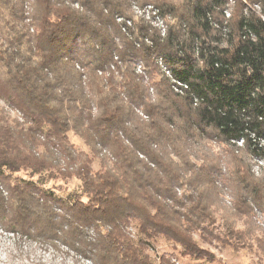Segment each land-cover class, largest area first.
Listing matches in <instances>:
<instances>
[{
  "label": "trees",
  "instance_id": "obj_1",
  "mask_svg": "<svg viewBox=\"0 0 264 264\" xmlns=\"http://www.w3.org/2000/svg\"><path fill=\"white\" fill-rule=\"evenodd\" d=\"M149 3L164 37L133 12ZM24 7L0 0V98L21 117L0 111V227L93 264L210 263L212 245L264 264V233L248 224L264 214V172L251 171L264 162V0Z\"/></svg>",
  "mask_w": 264,
  "mask_h": 264
},
{
  "label": "rangeland",
  "instance_id": "obj_2",
  "mask_svg": "<svg viewBox=\"0 0 264 264\" xmlns=\"http://www.w3.org/2000/svg\"><path fill=\"white\" fill-rule=\"evenodd\" d=\"M231 1V0H230ZM233 1V0H232ZM230 5L233 3L230 2ZM24 8L26 16L30 18L32 11V0H25ZM167 24V22H166ZM0 111H3L11 120H20V115L11 108L10 105L5 103L0 98ZM70 142L75 146L78 151H87L83 143L72 135L69 136ZM242 145L236 143V148H242ZM221 148L218 147L215 152H220ZM99 161H95L98 163ZM251 171L255 177H259L264 172V162L259 158H251ZM19 176H22L20 174ZM57 186H61L62 189L74 190L77 187L78 182L75 180L69 181L67 184L62 182H56ZM223 206L230 208L232 205L231 197L227 189L223 190ZM249 225L258 228L259 232L264 233V214L257 208H253L251 213V222ZM245 219L239 220L237 226L239 229H247L245 226ZM37 233L29 234H12L6 232L0 227V264H93L74 253L71 249L63 245L59 240L50 241L43 236L34 235ZM212 245L209 250L213 254V261L210 263L195 262L193 264H258V256L247 248L240 250H233L232 248H216ZM159 253H171L172 250L166 246H156L155 250ZM174 264H188L186 261L175 260Z\"/></svg>",
  "mask_w": 264,
  "mask_h": 264
},
{
  "label": "built area",
  "instance_id": "obj_3",
  "mask_svg": "<svg viewBox=\"0 0 264 264\" xmlns=\"http://www.w3.org/2000/svg\"><path fill=\"white\" fill-rule=\"evenodd\" d=\"M24 8H26V6ZM133 12L135 16L141 18L144 22L148 23L150 26L158 30L161 37L165 36L167 31L166 19L160 16L159 12L154 8V6L151 3L147 4L142 8L134 6ZM226 16H228V14H226ZM128 25L130 24L128 23ZM158 65L160 67L161 73H163V75L170 80L173 91L179 95H182L183 91L187 89V86L174 80L163 62H159ZM140 70H142L141 66L138 65L137 72L140 73L141 72ZM150 91L152 92V90ZM238 144L241 145L240 142Z\"/></svg>",
  "mask_w": 264,
  "mask_h": 264
}]
</instances>
